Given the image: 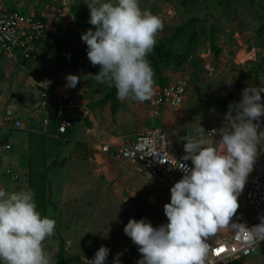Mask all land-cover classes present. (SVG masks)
Listing matches in <instances>:
<instances>
[{
  "label": "rangeland",
  "instance_id": "374dc122",
  "mask_svg": "<svg viewBox=\"0 0 264 264\" xmlns=\"http://www.w3.org/2000/svg\"><path fill=\"white\" fill-rule=\"evenodd\" d=\"M89 2L0 0V12L13 9L42 17L46 39L58 40L65 50L61 54L43 42H34L25 58L0 56V188L31 189L37 211L56 221L55 234L44 241L52 264L60 261L61 246L67 247L65 255L70 256L63 264H83V258L102 245L109 249L106 264H113L116 254L122 253L121 264L126 250H138L123 232L130 218H143L154 227L167 223L163 205L170 201L172 185L150 176L140 163L102 152V143L128 141L140 131L159 127L175 152L184 153L180 137L185 135L204 139L206 146L213 147L199 126L206 130L227 125L230 121L225 120V113L230 104L239 102L244 88L264 89V0H139L141 9H149L163 22L157 39L171 36L175 26L192 19L200 33L199 43L186 62L162 72L168 83L185 79L187 93L180 106H163L160 115L154 116L149 101L118 99L120 107L112 114L110 99L104 100L109 86L93 79L99 66L91 65L87 45L80 39L92 27L82 29L78 8L89 11ZM169 47L182 53L185 38ZM69 74L80 77L74 88H68L86 108L70 134L61 137L45 131L42 114L34 108L33 85L47 76L66 85ZM154 80V86L160 84L155 73ZM261 97L264 103V92ZM7 111L19 116L21 129L4 124ZM246 189L247 181L237 197L238 209L252 219L260 210L244 203ZM229 223L216 232L226 227L229 233L232 217ZM231 264H264V243Z\"/></svg>",
  "mask_w": 264,
  "mask_h": 264
},
{
  "label": "clouds",
  "instance_id": "9594fccd",
  "mask_svg": "<svg viewBox=\"0 0 264 264\" xmlns=\"http://www.w3.org/2000/svg\"><path fill=\"white\" fill-rule=\"evenodd\" d=\"M87 7L88 23L94 30L89 28L80 39L87 45L91 65L99 66L93 79L114 86L118 99L151 100L155 80L147 56L164 27L162 20L149 9H141L139 0H90ZM65 79L69 88L80 81L72 74ZM262 92L264 89L248 86L239 102L229 105L225 120L230 123L208 132L220 137L218 148L206 146L204 139L180 137L185 153L182 160H190L191 167L179 162L176 166L183 175L171 186L170 201L163 205L167 223L154 227L143 218H130L123 228L140 253L136 264H204L205 238L230 224L239 207L237 197L264 151ZM231 225L253 245L264 240V217L250 229ZM55 227L54 219L37 211L31 189L0 188V264H52L44 241L55 234ZM108 254L109 249L102 245L88 264H106ZM121 255L116 254L113 264H120Z\"/></svg>",
  "mask_w": 264,
  "mask_h": 264
},
{
  "label": "built area",
  "instance_id": "2783aa9c",
  "mask_svg": "<svg viewBox=\"0 0 264 264\" xmlns=\"http://www.w3.org/2000/svg\"><path fill=\"white\" fill-rule=\"evenodd\" d=\"M264 34V31H263ZM47 37L44 21L32 15L24 14L19 10L0 12V54L8 57H27V52L36 40ZM50 83L43 87L42 82ZM34 91L37 113L42 114L41 123L48 131L51 122L54 121L55 135L63 137L70 131L76 119H81L85 111V104L69 89L64 82L47 76L35 82ZM187 84L185 79L179 78L165 86L155 85L153 96L149 100L151 112L154 116L160 115L163 106H180L186 96ZM5 125L14 129L23 127L22 120L12 111L3 115ZM260 126L264 128V116L260 117ZM216 127H207L206 135L214 139V147H219V136H212L208 132ZM9 147V145H6ZM99 149L111 156L122 158L129 162L140 163L144 170L152 177L159 178L168 185H173L182 178L183 173L176 168L179 163H186L191 167V161H184L185 153L175 152L171 149L165 132L159 127H149L138 132L133 139L128 141L104 142ZM253 172L246 178L247 189L244 193V203L260 210L259 215L249 219L239 209L232 216L233 223L241 224L246 228L260 223V217H264V151L260 152L253 165ZM207 251L204 264H229L230 262L246 257L263 245L260 240L257 245L247 241L246 234L237 233L233 226L228 233L216 231L205 238ZM94 254L83 258V264L92 260ZM138 250H126L123 253L121 264H136L140 259Z\"/></svg>",
  "mask_w": 264,
  "mask_h": 264
},
{
  "label": "trees",
  "instance_id": "16d2710c",
  "mask_svg": "<svg viewBox=\"0 0 264 264\" xmlns=\"http://www.w3.org/2000/svg\"><path fill=\"white\" fill-rule=\"evenodd\" d=\"M10 10H7V11H10ZM78 10H79L80 20L82 22L81 24L82 29H86L87 26L93 28V26L88 23L89 11L82 9V8H78ZM35 17L42 19V17H39V16H35ZM199 36H200L199 30L196 28L194 21L191 19L187 22H184L182 24L175 26L174 32L171 36L162 37V38L157 39L154 49L147 56V59L149 60L154 73L158 75L161 79L160 84L158 85L165 86L169 84L167 79L162 78L163 69L172 64L179 66V65H182L184 62H186L187 59L193 54L195 47L198 45ZM183 37L185 38L184 51L182 53L176 54L171 50V48L169 47V44ZM35 42L36 43L43 42L45 43V45L55 48L61 54L64 53L65 51L63 49V44L56 39L43 38V39L36 40ZM218 50L219 49L215 48L216 52ZM241 77L242 76L238 77L235 80L233 84L232 92H234L235 89L239 86ZM107 98L110 99L111 101V105H110L111 112L112 114H115L118 108L120 107V102L118 101V98L116 95V89L114 86L109 87V90L106 92L104 100H106ZM48 130H50V132L55 130L54 121L51 122V125L49 126ZM69 134H70V131L67 132L65 135H63V137H67ZM66 250H67L66 246L59 247L57 256L60 259V261L58 262V264H63L70 258L69 255L67 256L65 255ZM229 264H231V262Z\"/></svg>",
  "mask_w": 264,
  "mask_h": 264
},
{
  "label": "crops",
  "instance_id": "0c3cea01",
  "mask_svg": "<svg viewBox=\"0 0 264 264\" xmlns=\"http://www.w3.org/2000/svg\"><path fill=\"white\" fill-rule=\"evenodd\" d=\"M19 117V116H18ZM53 133V132H52ZM55 134V133H54ZM212 139V138H211ZM212 141L214 142V139H212ZM111 142H115V141H111ZM170 143V142H169ZM213 147H214V143H213ZM182 152V151H181ZM180 153V152H179Z\"/></svg>",
  "mask_w": 264,
  "mask_h": 264
},
{
  "label": "bare ground",
  "instance_id": "6f19581e",
  "mask_svg": "<svg viewBox=\"0 0 264 264\" xmlns=\"http://www.w3.org/2000/svg\"><path fill=\"white\" fill-rule=\"evenodd\" d=\"M221 231L225 232L226 231V227L221 228Z\"/></svg>",
  "mask_w": 264,
  "mask_h": 264
}]
</instances>
